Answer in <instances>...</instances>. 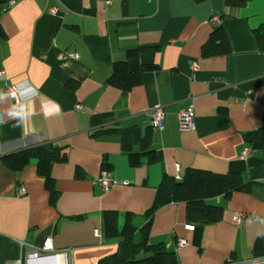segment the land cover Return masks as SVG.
<instances>
[{
	"label": "crops",
	"instance_id": "crops-1",
	"mask_svg": "<svg viewBox=\"0 0 264 264\" xmlns=\"http://www.w3.org/2000/svg\"><path fill=\"white\" fill-rule=\"evenodd\" d=\"M10 1L0 0V264L41 249L48 237L57 249L74 248V264H97L118 249L106 235L105 212L118 213L119 228L128 214L142 226L163 175L189 168L240 173L254 184L214 198L223 218L195 230L185 228V203L159 208L150 242L174 249L187 240L176 250L180 264H264L254 255L264 235V160L244 137L263 124L264 52L255 31L264 27V0L239 8L225 0ZM215 16L231 51L204 56ZM123 61L140 72L129 88L135 77L110 81ZM12 84L38 95L17 105L4 93ZM157 105L161 129L151 124ZM188 106L195 128L181 131L178 113ZM46 143L66 153L51 170L56 201L37 157L20 170L2 160ZM148 149L154 161L144 154L134 166L129 152ZM103 171L116 181L108 191L98 183ZM238 213L244 217L236 223Z\"/></svg>",
	"mask_w": 264,
	"mask_h": 264
},
{
	"label": "trees",
	"instance_id": "trees-1",
	"mask_svg": "<svg viewBox=\"0 0 264 264\" xmlns=\"http://www.w3.org/2000/svg\"><path fill=\"white\" fill-rule=\"evenodd\" d=\"M249 1L251 0H225V4L228 7L239 8ZM255 37L258 48L264 52V27L255 31ZM230 51L231 45L226 29L222 23L216 22L209 38L202 46V54L214 56L227 54ZM116 66L118 67L110 78L111 82L135 77L124 85V88H129L139 81L140 72L133 74L126 61L119 62ZM244 137L253 150L261 152L264 160V117L262 126L245 133ZM144 154L147 155L148 161H154V150L148 149L145 153L130 151L131 163L134 166L140 164V156ZM31 157H37L38 173L45 178L52 201H56L59 191L51 170L56 162L66 159L64 148L46 143L9 154L2 157V160L10 168L20 170ZM80 175L81 173L78 172V176ZM252 184L253 181H245L240 173L235 172L229 173L226 177H219L208 170L189 168L183 176L164 174L154 202L146 213L147 220L142 226L136 225L132 215L128 214L123 227L119 228L118 213L110 210L105 212L106 235L118 242V249L115 253L100 259L97 264H180L176 251L177 243L172 249L166 242H150V227L155 212L170 203L183 202L186 205L187 221L194 224L196 229L197 225L216 223L223 218L224 207L215 203L214 198L221 195L228 197L234 191L249 190ZM254 255L264 257V235L257 238Z\"/></svg>",
	"mask_w": 264,
	"mask_h": 264
},
{
	"label": "built area",
	"instance_id": "built-area-1",
	"mask_svg": "<svg viewBox=\"0 0 264 264\" xmlns=\"http://www.w3.org/2000/svg\"><path fill=\"white\" fill-rule=\"evenodd\" d=\"M16 1L11 0L9 6L15 5ZM111 1H106V5H110ZM52 12L55 13L56 9H52ZM219 18L214 17V22H218ZM192 69L197 70L198 65L196 62L192 64ZM0 74H4V70L0 71ZM4 93L19 105L24 101L32 100L35 96L38 95L37 91H33L31 95H26L25 90L21 84H12L5 86ZM76 108L78 110H83L82 104H77ZM164 110L161 105H157L152 109L151 124L156 128H163L164 126ZM178 126L181 131H191L195 128L194 121V112L191 106L182 108L178 113ZM249 149L243 153V157H246L249 154ZM179 176V175H178ZM98 183L104 191H108L116 181L112 178L111 174L108 171H103L101 176L98 178ZM27 190L25 186H20L19 194H26ZM244 217V214L238 213L235 216V222L239 223ZM185 228L188 230H195V225L188 223L185 225ZM99 231L96 230V234ZM188 244V241L181 239L177 242V248L185 247ZM74 248H65L57 249L54 244L52 237H48L43 244L41 249L34 250L23 255L20 259L7 264H74Z\"/></svg>",
	"mask_w": 264,
	"mask_h": 264
}]
</instances>
